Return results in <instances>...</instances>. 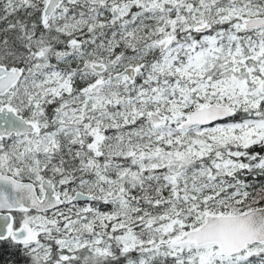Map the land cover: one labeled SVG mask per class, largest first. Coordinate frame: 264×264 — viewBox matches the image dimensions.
I'll return each instance as SVG.
<instances>
[{
    "label": "snow or ice",
    "instance_id": "6c2138e0",
    "mask_svg": "<svg viewBox=\"0 0 264 264\" xmlns=\"http://www.w3.org/2000/svg\"><path fill=\"white\" fill-rule=\"evenodd\" d=\"M0 264H264V0H0Z\"/></svg>",
    "mask_w": 264,
    "mask_h": 264
},
{
    "label": "trees",
    "instance_id": "16d2710c",
    "mask_svg": "<svg viewBox=\"0 0 264 264\" xmlns=\"http://www.w3.org/2000/svg\"><path fill=\"white\" fill-rule=\"evenodd\" d=\"M7 248L5 247V256L3 257V259H7Z\"/></svg>",
    "mask_w": 264,
    "mask_h": 264
}]
</instances>
